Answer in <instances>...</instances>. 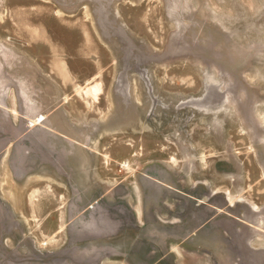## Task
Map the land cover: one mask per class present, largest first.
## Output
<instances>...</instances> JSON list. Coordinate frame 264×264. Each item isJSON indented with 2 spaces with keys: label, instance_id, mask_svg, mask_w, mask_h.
I'll return each mask as SVG.
<instances>
[{
  "label": "rangeland",
  "instance_id": "rangeland-1",
  "mask_svg": "<svg viewBox=\"0 0 264 264\" xmlns=\"http://www.w3.org/2000/svg\"><path fill=\"white\" fill-rule=\"evenodd\" d=\"M0 46V264H264V0H0Z\"/></svg>",
  "mask_w": 264,
  "mask_h": 264
},
{
  "label": "bare ground",
  "instance_id": "bare-ground-1",
  "mask_svg": "<svg viewBox=\"0 0 264 264\" xmlns=\"http://www.w3.org/2000/svg\"><path fill=\"white\" fill-rule=\"evenodd\" d=\"M1 47V46H0ZM100 90V84H96V85H94V86H92V87H89V88H87V90H86V93L89 95V94H97V92ZM92 95V96H93ZM34 122H32V124H33ZM232 202V201H231Z\"/></svg>",
  "mask_w": 264,
  "mask_h": 264
}]
</instances>
